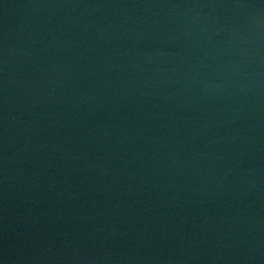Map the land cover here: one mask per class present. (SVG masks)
I'll list each match as a JSON object with an SVG mask.
<instances>
[{"label":"water","instance_id":"95a60500","mask_svg":"<svg viewBox=\"0 0 264 264\" xmlns=\"http://www.w3.org/2000/svg\"><path fill=\"white\" fill-rule=\"evenodd\" d=\"M0 264H264V0H0Z\"/></svg>","mask_w":264,"mask_h":264}]
</instances>
